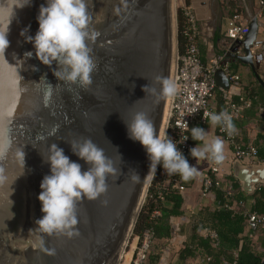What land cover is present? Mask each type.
<instances>
[{"label":"water","instance_id":"water-1","mask_svg":"<svg viewBox=\"0 0 264 264\" xmlns=\"http://www.w3.org/2000/svg\"><path fill=\"white\" fill-rule=\"evenodd\" d=\"M23 2L0 0V31L8 29L9 41L0 52V264H119L155 174L144 149L128 138L123 120L143 111L163 131L169 99L157 103L142 88L158 87L156 76L172 79L179 54L174 0H89V27L99 35L88 45L96 68L86 89L58 81L55 62L49 67L36 59L20 32L27 28L28 35L35 34L44 0L20 7ZM256 24L254 17L240 44L244 57L229 56L248 65L264 90L252 61ZM27 52L33 55L26 57ZM213 77L216 87L229 89L222 70ZM85 138L111 159L115 174L106 179L105 193L77 204L79 235L45 236L42 249L36 233L29 232L43 215L37 196L49 166L41 154L55 143L85 171L89 165L67 142ZM231 175L247 196L264 186V164L233 160Z\"/></svg>","mask_w":264,"mask_h":264},{"label":"clouds","instance_id":"clouds-1","mask_svg":"<svg viewBox=\"0 0 264 264\" xmlns=\"http://www.w3.org/2000/svg\"><path fill=\"white\" fill-rule=\"evenodd\" d=\"M30 4L31 0H24L20 7ZM88 4L89 0H44L38 8V28L35 34L28 35L27 28L20 32L25 42L31 43L35 57L41 64L51 67L55 62L57 68L53 75L58 81L78 85L82 89L92 84V73L96 64L91 55L92 49L88 45L99 35L90 30L92 17ZM7 31H0L2 53L9 44ZM32 55L33 52L25 53L29 58ZM154 84L158 87L146 84L142 91L153 95L157 103L177 95V84L168 77L156 76ZM205 117L212 128L219 127L229 136L236 132L233 117L228 111L206 112ZM123 122L128 138L138 142L144 149L149 171L155 172L160 167L167 175H179L185 182L199 174L198 169L190 165L178 149L177 143L166 133L158 132L145 112L137 111L129 121ZM188 132L189 135L185 136L184 141L190 137L197 142L196 146L189 150L193 159H207L214 164L223 162L225 140L222 137L210 134L199 126L189 128ZM67 142L73 155L89 167L82 171L81 164L71 161L55 143L47 146L46 155L41 154L43 161L49 166V174L42 178L37 196L43 215L34 222L36 227L29 232L36 233L37 244L42 249L45 236L58 234L72 238L79 235L77 204L84 199L96 200L105 193L106 179L116 171L111 159L91 139ZM20 155L24 160L22 150ZM137 178L138 176L134 177Z\"/></svg>","mask_w":264,"mask_h":264},{"label":"trees","instance_id":"trees-1","mask_svg":"<svg viewBox=\"0 0 264 264\" xmlns=\"http://www.w3.org/2000/svg\"><path fill=\"white\" fill-rule=\"evenodd\" d=\"M183 1L186 7L190 5V0ZM260 1L264 4V0ZM229 6L230 17L236 14L241 15L240 11L234 8L231 3ZM260 16L264 19V6ZM177 26L178 48L179 54H181L188 42L187 25L182 9H178L177 12ZM196 45L198 47L197 39ZM239 52L241 55V49ZM235 53V46H233L229 54L235 56ZM225 55V51L218 53V56L225 57ZM201 64L205 67L202 61ZM238 66L235 61L229 62L230 71L235 75H237ZM238 77L241 84L239 96L231 97L229 101H226L216 89L213 97L214 100L216 99L215 110L218 113L227 111L232 105L240 109V118H233L235 128L240 132V130L243 131L247 122L257 118L260 110L264 111V90L251 72ZM202 128L204 129V127ZM190 142L193 145L197 143L191 138ZM235 142L242 148L253 146L257 151L256 162L264 164V133L258 134L253 143L249 144L240 132V136L235 139ZM189 158H187L188 162ZM177 179L184 190L191 186L192 179L185 182L179 175ZM225 179L228 184L226 187L211 189L214 207L211 210L200 211V218L195 221L190 237L179 250L177 264H185L186 261L196 257L200 258L199 264H264V222L249 236L246 216L255 214L258 217H264V186L258 187L253 195L247 196L231 173L227 174ZM249 201L250 205H248ZM182 205V193L177 190H164L159 178L155 176L133 231L134 236H141L144 232L152 234V244L146 264L159 263L164 244L172 234L171 222L183 215ZM155 213L158 215H154ZM203 230L214 233L216 238L212 239L209 235H201L199 232Z\"/></svg>","mask_w":264,"mask_h":264},{"label":"built area","instance_id":"built-area-1","mask_svg":"<svg viewBox=\"0 0 264 264\" xmlns=\"http://www.w3.org/2000/svg\"><path fill=\"white\" fill-rule=\"evenodd\" d=\"M264 4L259 2L260 12ZM187 25L188 42L181 54L177 57V65L173 80L178 87L177 95L171 99L165 133L177 143L178 149L189 158V150L194 147L190 142V137L184 141L185 136L189 135L188 129L199 126L204 127L209 122L205 117L206 112H217L211 104L213 93L217 89L214 82V73L222 70L229 79L230 86L238 90L239 77L231 75L229 66L223 63V56H218L207 67L201 64L199 50L196 45L198 36V25L192 10L189 7L181 8ZM248 33V25L244 23L241 15H233L226 25L224 36L235 45V56L240 55V44ZM253 51H258L264 60V43L253 46ZM226 98L228 92L221 91ZM233 110V118L240 117V109L235 106L229 107ZM218 113V112H217ZM187 125V127H186ZM217 136L225 140V147L229 146L232 151L233 160H240L246 164H259L256 162L257 151L249 145L242 148L235 142L240 136V132L236 130L231 136L227 135L221 128L217 130ZM184 141V142H183ZM209 169L202 178L201 198L207 199L211 195L213 187L220 189L226 187V173L222 170L220 164H214L208 160ZM159 178L164 190H177L184 192V188L180 186L177 179L178 175H167L162 168L158 167L154 177ZM153 177V178H154ZM151 185V184H150ZM147 197V196H146ZM240 205H243L240 203ZM154 215H158L155 213ZM247 232L249 236L264 222V217H258L255 214H247ZM203 235H209L212 239L216 236L212 232L202 231ZM152 244V234L144 232L141 236H135L132 240L129 258L127 264H146L150 246Z\"/></svg>","mask_w":264,"mask_h":264},{"label":"crops","instance_id":"crops-1","mask_svg":"<svg viewBox=\"0 0 264 264\" xmlns=\"http://www.w3.org/2000/svg\"><path fill=\"white\" fill-rule=\"evenodd\" d=\"M259 2L260 0H194L193 2L190 0V5L188 7L192 10L197 21L199 54L205 67L209 66L211 62L218 57L219 52L225 51L226 55L225 57L223 56V63L229 66L230 61H235L239 65L236 72L237 76H245V74L251 72L249 66L238 59L242 58V56L244 57L241 46L240 49L242 54L238 55L237 59L229 56V52L235 45L225 38L224 32L228 20L231 18L228 14V7H230L229 3H231L234 8L240 11L243 21L248 27L252 19L254 17L256 18L257 24L254 43H264V19L259 14ZM201 3L203 4L202 7L200 6ZM179 6L182 8L186 7L183 0H179ZM252 49L253 46H251V52L254 67L264 82V60L260 52L253 51ZM229 72L231 75H235L230 71V68ZM240 86L241 84H239L238 90L229 88L226 98L221 92L222 89L217 87V90L223 95L226 101H229L231 97L239 96ZM211 101L212 107L216 109V99L214 100L213 97ZM204 129L205 131L208 130L210 134L217 135L218 127L212 128L208 123L204 126ZM240 132L243 134V137L245 136L248 143L252 144L258 134L264 133V111L260 110L257 118L247 122L244 125L243 131L240 130ZM195 146L196 145H194V147ZM224 155L225 159L220 165L222 170L226 174H229L231 173V166L233 163L232 151L229 146L225 147ZM189 164L195 166L199 174L192 179L191 186L182 193L183 215L180 218L172 220V234L170 239L164 244L162 256L158 264H177L179 250L190 237L195 221H198L200 218V211L203 209L211 210L214 207V197L212 194L207 199L201 198L202 178L209 169L208 160H195L190 156ZM250 204L251 202L249 201L248 205ZM199 233L203 235L201 231ZM199 262L200 258L196 257L193 260L186 261L185 264H199Z\"/></svg>","mask_w":264,"mask_h":264},{"label":"rangeland","instance_id":"rangeland-1","mask_svg":"<svg viewBox=\"0 0 264 264\" xmlns=\"http://www.w3.org/2000/svg\"><path fill=\"white\" fill-rule=\"evenodd\" d=\"M174 8H175V13H176V28H177V42H178V26H177V12H178V9H181L182 7L179 6V0H174ZM178 46V45H177ZM178 53H179V48L177 49ZM179 55V54H178ZM175 72V71H174ZM174 77V75H173ZM168 117V116H167ZM165 123V122H164ZM165 126V124H164ZM166 127V126H165ZM165 128L163 127V131L162 133L164 132ZM145 204V203H144ZM143 204V206H144ZM135 236L132 235L131 239L128 241V244H127V247L124 251V255L122 257V259L119 261V264H127V260L129 258V254L128 252L130 251V247H131V244H132V240Z\"/></svg>","mask_w":264,"mask_h":264},{"label":"bare ground","instance_id":"bare-ground-1","mask_svg":"<svg viewBox=\"0 0 264 264\" xmlns=\"http://www.w3.org/2000/svg\"><path fill=\"white\" fill-rule=\"evenodd\" d=\"M174 35H175V33H174ZM174 53H175V37H174ZM174 71H175V54H174V62H173L172 80H173ZM169 105H170V99H169V102H168V108H167V113H166V118H165V123L164 124H166L168 111H169ZM164 128H165V126H164ZM123 255H124V253L121 255V259H122Z\"/></svg>","mask_w":264,"mask_h":264}]
</instances>
